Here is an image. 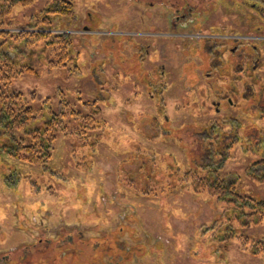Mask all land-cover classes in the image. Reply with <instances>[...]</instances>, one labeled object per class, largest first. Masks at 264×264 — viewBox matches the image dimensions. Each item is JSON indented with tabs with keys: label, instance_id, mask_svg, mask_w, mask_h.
Returning <instances> with one entry per match:
<instances>
[{
	"label": "rangeland",
	"instance_id": "obj_1",
	"mask_svg": "<svg viewBox=\"0 0 264 264\" xmlns=\"http://www.w3.org/2000/svg\"><path fill=\"white\" fill-rule=\"evenodd\" d=\"M46 1L15 5L12 22H32ZM70 1L50 30L72 33L76 62L41 64L6 91L46 111L61 94L75 110L95 99L100 113L84 128L66 119L73 133H58L44 166L0 151V264H264V218L242 226L185 179L218 136L230 156L220 175L264 200L246 174L264 156V0H173L202 2V18L179 28L184 39L156 40L142 36L169 33L162 0Z\"/></svg>",
	"mask_w": 264,
	"mask_h": 264
},
{
	"label": "trees",
	"instance_id": "obj_2",
	"mask_svg": "<svg viewBox=\"0 0 264 264\" xmlns=\"http://www.w3.org/2000/svg\"><path fill=\"white\" fill-rule=\"evenodd\" d=\"M32 2L0 0V151L20 162L44 166L51 158L53 141L58 133H73L63 126L67 123L65 120L84 119L85 124L81 125L84 128L89 120H94L100 113V109L93 99L79 102V110H75L61 94L54 107L47 101L42 102L47 107L46 111L43 105L36 107L33 103L24 102L19 91H6L13 79L26 74L37 75L41 64L49 68H65L76 62L71 52L72 33L50 30H58L53 25L55 19L73 15L74 3L70 0H47L32 22L15 25L10 18L12 8L15 5L27 6ZM77 69L76 64L70 71ZM79 111L86 114L82 116ZM76 127L78 134H82L80 126ZM208 136L207 140L212 141L210 150L207 148L206 158L197 165L201 173L189 171L185 179H191V189L195 193L206 191L236 209L237 221L242 226L244 220L247 222L245 224H259L264 218V200L240 195L236 191L235 181L220 175L224 163L230 158L229 154H225L229 147H224L223 142L219 143L218 136H211L210 139ZM217 147L224 148V153L219 152ZM246 174L264 182V156L252 163Z\"/></svg>",
	"mask_w": 264,
	"mask_h": 264
},
{
	"label": "flooded vegetation",
	"instance_id": "obj_3",
	"mask_svg": "<svg viewBox=\"0 0 264 264\" xmlns=\"http://www.w3.org/2000/svg\"><path fill=\"white\" fill-rule=\"evenodd\" d=\"M135 1H137V3H138V4L136 3L137 5H139V3H143L145 6H152L155 3H157V5H161L162 7H167L170 11V13L165 14V18L167 19V22L165 23L166 24L165 28H166V30L168 29L169 33L166 34V33H162V32L157 31V33H155V34L152 33L149 35L142 36V37H144V39H149V40H156L157 38H180V39H184L183 38L184 36H182L181 34H178V32H177L180 30L179 28L187 27V24L189 22L191 23V21L193 19H195V21H198L197 23H199L200 19L202 18L201 13L204 10V8H203L204 6L202 5L203 3L201 1H199V2H201L199 5V6H201L200 10L195 8V4L198 2L197 0H196V2H194L195 4H193V5H191L189 2L187 3V1L185 4H183L182 1L178 2V1H173V0H162V1H156L155 3L151 2V1H145V0H140V1L135 0ZM148 3H149V5H148ZM199 6H197V8ZM263 11L264 10H262L261 12L259 11V12L261 14H264ZM153 20L154 19H152V21ZM192 22H194V20ZM158 25H160V24H158ZM153 28H155V27H153ZM156 28L157 29L159 28V30H160V28L163 29L162 26H159V27L156 26ZM141 34L142 33L139 31L138 36L141 37ZM173 35H176V37H174ZM210 37H213V36H210ZM198 39L205 42L206 40H209V37L204 36V34H201L198 36ZM213 39H214V41H216L218 43V45H221L222 44L221 40H229V39H233V38L230 37V35H227V36L215 35ZM245 41H247V40H245ZM136 45L137 46H135V47H137V48L135 51L137 53V49H138V52L141 51V45H138V43ZM144 50L146 51V47Z\"/></svg>",
	"mask_w": 264,
	"mask_h": 264
}]
</instances>
